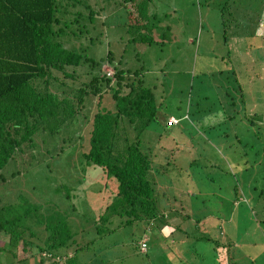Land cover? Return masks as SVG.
<instances>
[{
  "label": "trees",
  "instance_id": "trees-1",
  "mask_svg": "<svg viewBox=\"0 0 264 264\" xmlns=\"http://www.w3.org/2000/svg\"><path fill=\"white\" fill-rule=\"evenodd\" d=\"M105 1L108 4L111 0ZM112 1L121 5L131 2L132 5L131 11L123 5L128 16L122 23L114 25L118 27L117 32H133L135 35L127 39L129 43H136L140 37L144 39L141 30L152 27L145 23L144 16L147 14L141 11L143 7L136 6L134 14L132 3L136 0ZM103 7L98 0H0V186L4 185L0 192V234L7 235V240L0 244V264H12L6 252H11L16 258L15 264H40L44 259L49 264H83L80 260L82 250L96 248L98 238L121 227L138 222L153 226L156 222L168 224V219L175 216L182 221L192 219L200 222V218L193 215L191 207L188 209L184 204L190 201L183 198L181 193L177 194L169 184L162 186L164 189L160 191V183L169 181L171 184L175 180L173 171V175L167 177V167L175 164L174 155L182 145H186L185 142L190 147L200 142L208 144L205 137L207 132L205 136L203 132L197 133L202 137L201 141H196V135L181 140L178 137L180 127H174L191 116L196 125L203 127L200 122L210 113L204 107L188 109L187 104L183 119L176 117V124H168L169 117L173 115L160 111L165 94L160 92L158 85L145 82L141 75L145 74L144 66L133 69L123 65L121 59L115 62L111 39L116 38L117 41L121 37H114L116 30H110V25H106L107 20L101 17ZM222 8L220 6V10ZM133 23L138 25L135 31ZM144 35L148 43H156L153 34ZM102 39L104 42L107 40L108 49L98 57L94 50L96 43ZM107 61L113 65V76L107 75L101 68L95 71L98 65ZM82 65L91 68L89 73L92 76L88 82L75 86V67ZM67 67H72V71H67ZM228 78V75L222 77ZM103 98L110 100L111 106H102ZM91 99L98 102V108L83 112V107ZM182 102L184 104L185 100ZM260 117L258 120H261V124L264 111ZM224 118L232 126L237 124L232 122L235 119L233 115L228 114ZM158 119L161 123L160 129L155 130L156 135L146 136L145 131L150 126L153 128L152 123ZM78 121L82 124L70 142H77L81 147L80 156L86 163L98 165L104 174L101 185L105 190L101 195L103 210L93 217L82 215L76 207L74 202L77 198L71 185L53 183L50 185L51 197L44 196L36 201L27 195L26 186L18 188L11 181L14 177L20 180L26 178L27 173L36 169L46 179V174L53 172L48 154L57 142V134L78 124ZM257 121H251V124ZM214 126L212 124L205 128L208 131ZM42 135L45 139L40 138ZM256 136L261 138L258 132ZM24 147L32 152L29 162H23L25 166L12 170L6 180L3 174L9 167L6 168V165H10L16 153L23 151ZM189 156L190 162L186 164L189 167L195 165V159L196 163L199 157H203L200 154ZM184 162L187 163V160ZM258 163L262 168L264 189V156ZM255 165L248 164L246 169ZM232 167H227L225 171L219 166L215 175L221 176L223 171L231 173ZM186 174L190 176L188 171ZM257 174L261 176L258 171ZM216 176L209 177V180L216 179ZM215 185L218 196L214 208L216 213L209 212L202 216V220L215 214L219 223L214 233L203 230L207 235L204 236V233L195 239L208 240L216 245L218 264H239L234 255L230 263L225 259V253L233 250L235 242L231 239V233L224 232L222 225L239 224L235 217H230L232 213L236 216L238 205L245 198L236 178L221 179ZM261 193H257V199L264 197V190ZM193 198H197L198 204V196L193 194ZM177 200L183 204L182 209L175 206ZM178 228L179 225H176L175 229ZM82 229L84 235L80 236ZM219 230L224 232L221 238L226 236L227 241L220 239ZM78 236L84 237L85 242L79 241ZM177 239H166L165 252L172 250V244ZM132 246L134 254H145L150 258L148 251L142 253L137 243ZM179 248L184 254L176 255L179 258L177 264H204L200 260L197 263L194 261L195 252H190L187 246L180 245ZM30 257H40V261L30 262ZM103 259L104 264H110Z\"/></svg>",
  "mask_w": 264,
  "mask_h": 264
},
{
  "label": "rangeland",
  "instance_id": "rangeland-1",
  "mask_svg": "<svg viewBox=\"0 0 264 264\" xmlns=\"http://www.w3.org/2000/svg\"><path fill=\"white\" fill-rule=\"evenodd\" d=\"M98 4L104 6L101 17L107 20L106 25H110V30L118 29L114 25L122 23L128 16L123 5H126L130 11L132 9L131 2L123 5L116 3V5L112 0L108 4L105 0H98ZM132 4L134 14L137 10L136 6L143 7L141 11L147 14L144 16L145 23L152 28L142 29L141 36L144 39L140 37L136 43L127 41L129 37L135 35L133 32L116 30L114 37L120 36L121 40L119 38L116 41V38L114 40L112 38V46H110L115 52V62L121 59L123 65L133 69L144 66L145 74H141L142 78H145V82L151 81L158 85L160 92L165 94L164 104L160 110L162 113L182 118L187 104L188 109L204 107L205 111L210 113L201 120L200 125L203 127L196 125L192 116L188 119L182 118L178 126L174 127V129L180 127L181 133H178V137L181 140L183 137L196 135V141H201L203 139L197 133L203 132L205 136L207 132L205 137L208 144L200 142L190 147V144L185 142L186 145H182L174 155L175 164L167 167V177L172 176L173 171L175 180L171 184L169 181L160 183V191L164 189L162 186L169 184L177 194L181 193L183 198L190 201L184 204L188 209L191 207L190 210L194 212L193 215L200 218V222L196 223L192 219L182 221L175 216L168 219V224L156 222L155 226L150 224L152 226L150 227L149 223L146 225L138 222L121 227L98 238L96 248L82 250L80 260L83 264H104L103 258L110 264L111 262L113 264H177L179 258L176 255L184 254L179 248L182 245V247L187 246L190 252H195L193 258L196 263L200 260L204 264H218L219 255L217 256L216 245L211 241L195 239V237H200L204 233L206 236V231L215 232L219 223L214 217L215 214L203 220L202 216L209 212L216 213L214 212L218 201L216 181L233 177L238 180L245 199L244 202L239 201L241 204L238 205L236 216L232 213L230 217L232 219L235 217L239 224L222 225L224 232L231 233V239L235 242L233 250L225 253V259L230 263L234 255L238 258L239 264H264V197L257 199L258 194L264 190L262 168L258 163V160L264 156V119L261 124V120H258L264 111V0H136ZM220 6H223L222 10ZM132 25L135 31L138 25L136 23ZM144 34H153L156 43H148ZM106 43L107 40L104 42L103 39L96 43L94 52L98 57L108 49ZM100 68L106 74L109 72L108 74L113 76L112 63L108 61L102 63L95 71ZM66 69L72 71L73 68ZM89 71L91 68L86 65L75 67L74 85L88 82L92 76ZM220 71L224 72L219 73ZM55 74L63 76L59 72ZM224 75L229 76L228 80L222 79ZM190 100L191 104H189ZM111 104L110 100L103 98L102 106L107 107ZM98 106V102L91 99L82 111H93ZM228 114L235 117L232 122L237 124L232 126L231 122L225 121L224 117ZM251 121L257 122L251 124ZM76 123L78 124H73L57 134V142L52 147V152L48 154L53 172L50 175L46 174V179L41 177L36 169L27 173L26 178L22 177L21 180L24 181L15 177L9 180L11 179L12 184L18 188L26 186L27 195L36 201H40L44 196L51 197L50 185L53 183L71 185L77 198L74 202L76 207L82 215L93 217L103 210L101 195L105 190L101 185L104 174L98 165L86 163L80 156L81 147L77 142H70V138L82 124L80 121ZM160 123L159 119L152 123L154 127L150 126L149 130L145 131V135L149 137L156 135L155 130L160 129ZM212 124L215 126L207 131L205 127ZM257 132L261 138L256 136ZM40 138L45 139L44 135ZM39 141L43 143L40 139ZM30 153L32 152L26 147L16 153L3 173L6 180L12 170L25 166L23 162L26 164L29 162ZM190 154L192 156L200 154L203 157H199L196 163L195 159L193 163L195 165L189 167L186 164L190 162ZM44 159L47 160L46 157ZM183 160H187V163H183ZM211 161L212 164L209 165ZM248 164L256 165L247 170ZM219 166L225 171L230 166L233 169L231 173L227 174L223 171L221 176H216L215 172ZM187 171L190 173L189 177ZM215 176L216 179L209 180V177ZM193 194L198 196V204ZM182 205L179 200L175 202L178 209H182ZM235 206L237 207V204ZM176 225H179L178 229H175ZM224 232L219 230L218 234L222 241H227L226 236L221 238ZM83 233L82 229L80 236L84 235ZM80 236H78L79 241L85 242V238ZM175 237L178 238L177 242L174 245L170 243L173 248L166 253L163 249L167 246L166 239L172 240ZM6 238L7 235L0 234V244L5 242ZM143 241L147 244L145 250L141 249ZM134 243L139 245L142 253L148 251L150 258L145 254H134L132 248ZM5 255L8 261L15 264L16 258L11 252H6ZM38 261L40 257H30V262ZM42 263L49 264V261L44 259L40 262Z\"/></svg>",
  "mask_w": 264,
  "mask_h": 264
},
{
  "label": "built area",
  "instance_id": "built-area-1",
  "mask_svg": "<svg viewBox=\"0 0 264 264\" xmlns=\"http://www.w3.org/2000/svg\"><path fill=\"white\" fill-rule=\"evenodd\" d=\"M108 73H109V72H108ZM108 73H107V74H108ZM108 75H112V74H108ZM177 121H178L177 118H175V117L172 116V117L169 118V120H168V124H176ZM146 245H147L146 242L143 241V242L141 243V249H142V250H145Z\"/></svg>",
  "mask_w": 264,
  "mask_h": 264
}]
</instances>
